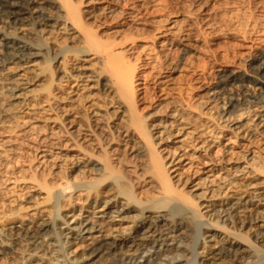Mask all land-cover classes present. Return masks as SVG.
Returning <instances> with one entry per match:
<instances>
[{"label":"bare ground","instance_id":"6f19581e","mask_svg":"<svg viewBox=\"0 0 264 264\" xmlns=\"http://www.w3.org/2000/svg\"><path fill=\"white\" fill-rule=\"evenodd\" d=\"M24 1L26 4L23 0H0V73L16 80L14 77H21V74L11 71L7 65L25 66L29 70L35 67V59L40 56L54 64L53 69H49L50 74L46 73L44 92L39 96L42 104L41 121L47 128L53 125L61 129V134L71 140L68 145L77 149L84 161L75 168L76 181L52 192L48 200L51 201V208L58 210V199L67 190H83L86 198L90 196L87 203L90 211L85 216L83 213L71 215L72 220L67 214L54 216L51 212L50 220L41 218L34 227L20 221L0 227V260L3 255L17 248L19 243L16 242L20 238L25 241V245H30L28 256H23V261L41 252L45 260L39 264H48L47 260H56L59 264H264V203H261L264 201V179L256 187L251 185L254 188L246 197L237 192L239 186L232 179L231 184L224 186L218 194L232 196V199L223 200L218 205L206 198L201 203L191 199L198 195L203 197L211 189L190 194L191 198H188L185 195L187 191L182 193L174 185L172 178L175 175L170 176L172 172L183 170L185 166L190 168L194 163L205 164L206 161L203 163L199 155L194 156L190 152L191 147L193 151L199 148L195 140L203 131L201 100L198 98L193 105L181 88L177 90L170 87V79L166 78L173 65L158 62L154 66L152 64L151 73L145 75L141 71L140 75L137 70L139 63L136 61H141L139 65L142 68L150 62L142 60L137 53L134 59L136 63L134 60L132 63L122 51H116V43L111 36L105 41L98 36L97 30L93 31V26L98 25L89 23L86 11L80 7L85 2L83 0ZM52 8H56L55 11L60 14H49ZM36 10L44 11L40 31L47 33L55 28L56 32L66 33L63 35H67L65 40H70L78 28L81 34L79 31L77 33L82 39L79 45L83 46L76 50L83 56L98 55L99 62L96 64L99 67L94 66L95 62L81 64L79 69L69 66L68 55L74 53L71 45L65 48L58 46L60 50L54 52L51 48H45L47 54L44 56L45 53H40L27 37H23L25 34L12 33L21 22L24 24L23 21L29 20ZM168 14L154 29H142L135 34L152 39L157 33L169 34V28L163 24L168 20ZM3 25H8L12 30L4 31ZM3 61H6V65L1 63ZM86 61L83 60V63ZM257 62L256 74L264 77V54L257 57ZM104 73L108 76L105 80ZM235 78L227 75L223 81L229 85ZM259 83L263 86L261 93H264V82ZM13 85L10 97L16 100L21 109L23 107L30 111V102L38 95L28 86ZM137 90L141 92L137 93ZM103 93L110 95L102 96ZM140 94H143L142 98ZM165 95H170L167 102L162 98ZM74 96L79 97L77 105L73 103ZM251 98L255 104L264 100L256 95ZM163 101L164 105L161 104ZM143 102L147 103V108L140 107ZM156 102L159 103L156 105ZM229 105L231 113L236 105L231 102ZM261 106L259 104L258 107ZM193 107L196 111L194 119L182 121L183 111ZM180 132L181 135L189 133L190 140L172 145V142L176 143L174 139L180 136ZM199 142L203 144L205 141ZM129 150L132 151L131 155L126 153ZM208 160V169L203 173L205 179L214 176L211 172L215 162L211 158ZM184 161L187 162L183 164ZM258 169L264 173V164ZM211 181L209 179L207 182ZM136 187L148 190L144 192L147 197H138L135 194ZM151 190L155 195H148ZM230 190L232 194L229 195ZM108 191L112 192L100 200L101 195ZM254 203H258L257 209ZM241 211L248 213L245 221L249 222L247 226L244 225L245 218L232 219ZM203 219H208V222L204 223ZM58 220L64 227L57 223ZM124 222L130 225L121 227ZM254 223L257 224L256 229L248 237L245 232ZM244 228L246 230L242 232ZM221 234L232 241L228 240L209 251L212 239L220 238ZM6 236L7 240L3 239ZM87 239H90L87 251L73 260L68 259V246ZM200 239L202 241L198 243ZM8 240L10 242L7 243ZM61 257L62 260L59 259Z\"/></svg>","mask_w":264,"mask_h":264},{"label":"rangeland","instance_id":"374dc122","mask_svg":"<svg viewBox=\"0 0 264 264\" xmlns=\"http://www.w3.org/2000/svg\"><path fill=\"white\" fill-rule=\"evenodd\" d=\"M83 1L85 2L80 7L86 11L88 22L98 25L97 27L93 26L95 28L92 27L93 31L97 30L98 36L104 41L109 40L111 36L116 43V51L119 53L122 51L131 62L136 59L137 53L141 55L142 60L150 62L146 65L147 67L142 68L139 65L141 61H136L139 63L137 70L140 75L142 72L145 75L151 73L152 64L154 66L158 62L170 63L174 67L166 78L170 79L168 81L170 87L177 90L181 88L193 105L197 103L198 98L201 100L203 131L195 140L199 148L193 151V147H191L190 152H193L194 156L199 155L201 161L203 163L206 161V163H196V165L194 163L193 167L185 166L183 170L172 172L170 176L175 175L172 178L175 187L182 193L187 191L185 195L188 198L190 194L194 195V193L198 194L205 189H211V192L206 193L203 197L198 195L190 198L197 203L203 202L206 198L218 205L223 200L230 201L232 199V196H225L227 198L225 199L224 196L218 194L224 186H229L233 179L239 186L237 192L245 197L249 196L253 188L258 185L257 183L264 179V173L258 171V168L264 164V100L259 103L262 106L258 107L259 104H255L251 98L255 95L261 98L264 95L261 93L263 86L259 83L264 82V77L256 74L257 57L264 54V0ZM23 2L26 4L24 0ZM37 2L42 3L45 0H37ZM55 10L57 9H50L49 14L53 16L60 14ZM42 11L33 12L28 18L29 20L23 21L24 24L21 22L19 28L12 33L25 34L23 37H27L31 45L40 53H45V48H51L54 52L60 50L62 46L65 48V46L71 45L74 53L70 52L68 55L70 56L69 66L79 69L81 64L95 62L94 66L99 67V64H96L99 60L98 55L83 56L76 50L83 46L79 45V41L81 42L82 39L78 28L77 31L80 34L77 31L74 32L75 35L73 34L74 37L70 40H65L67 35H63L66 33L56 32L55 28L50 29L48 31L50 33L40 31L41 16L44 13ZM167 13H169L168 20L163 24L169 28V34L167 32L157 33L153 39L135 34L142 29H154L153 27L160 20L164 21ZM68 26L71 27L69 24ZM2 29L4 31L5 29L12 30L8 25H3ZM131 38L134 40L132 41ZM46 54L42 55L46 56ZM83 60L87 61L83 63ZM133 62L136 63L135 60ZM1 63L6 65V61ZM47 63L45 58L40 56L35 59V67L29 70L25 69V66L8 64L11 71L21 74V77H14L17 78L16 80L9 79V75L0 73V227L17 221L23 224H32L34 227V224L41 218L50 220L52 213L54 216H58L60 213L67 214L69 220H72L71 215L76 216L83 213L85 216L88 214L87 211H90L87 207L90 196L86 198L83 190H67L58 199V210L57 208L52 209L51 201L48 200L52 192L69 182L76 181L75 168L78 163L84 161V158L77 149L68 145L71 140L61 134V129L59 130L53 125H49L47 128L41 121L42 104L39 96L44 92L46 73L54 66L52 62ZM103 75L105 80V77L108 76H105L106 73ZM227 75L236 77L230 83L231 85H225L223 81ZM199 76L200 79H198ZM138 82H143V80H138ZM13 84L28 86V89L38 95L30 102L28 107L30 111L23 107L21 109V106L15 102L16 100L10 97ZM222 85H225V88ZM221 88L222 90H220ZM140 92L137 90V93ZM108 94L110 95V93H103L102 96ZM142 95L140 94L139 97L142 98ZM74 98L73 103L78 104L79 97L74 96ZM162 98L167 102L170 95H165ZM229 102L236 105V108H232L234 113L229 112L231 110ZM157 103L159 102L155 104L157 105ZM164 103L165 101L161 102L163 105ZM253 105L256 106L252 107ZM78 107L80 108V106ZM140 107L147 108V103H140ZM145 108L144 110H146ZM107 109L112 110L111 108ZM183 112L182 121L187 122L188 119H194L196 112L194 107ZM5 114L9 116H5ZM188 134L181 135L180 132V136L174 139L176 143L172 142L171 144L188 142L191 138ZM214 137L217 138L213 140ZM199 141L205 142L201 144L202 142ZM128 152H126L128 155L132 154V151ZM210 158L215 162L211 172L214 179L213 177L209 178L212 181L208 183L209 179H205L206 175L203 173L206 171V165ZM186 162L184 161L183 164ZM200 179L202 180L200 181ZM193 184L196 185L192 186ZM251 185L255 186L251 188ZM147 191L136 187L135 194L137 193L136 195L143 199L147 197V193L144 194ZM151 191L148 195H155V192ZM111 192L103 193L104 196L102 194L100 200ZM228 192L229 195L232 194L231 190ZM254 205H256L255 209L259 206L258 203H254ZM247 214V212L241 211L235 214L232 219L245 218L244 225L247 226L249 225V222H245ZM202 221L207 223L208 219ZM57 223L64 227L59 220ZM129 225L128 222H124L121 227ZM256 225L252 224L250 230L245 232L248 237L253 235ZM245 230L244 228L241 231ZM105 233L103 232V234ZM223 236L224 234H221L220 238L212 239L211 246L208 247L209 251L216 249L228 240L232 241V239L227 240ZM3 239L7 240V236ZM83 241H76L68 246L69 250L66 255L68 259L73 260L87 251L89 247L87 243L90 242V239ZM201 241L202 239L198 243ZM16 243H19L16 244L18 249L15 247L14 253L12 251L10 254L3 255L0 264H39L44 262L45 259L40 255L41 252L35 253V256H30L23 261L28 256L30 245L28 243L25 245V241L20 238ZM200 247L199 251L202 250ZM20 255L22 257H19ZM23 256L25 257L23 258ZM62 258L59 259L62 260ZM46 262L59 264L56 260L52 262L47 260Z\"/></svg>","mask_w":264,"mask_h":264}]
</instances>
